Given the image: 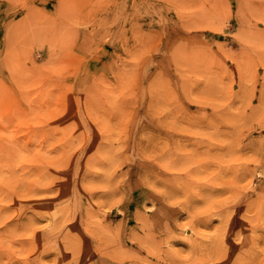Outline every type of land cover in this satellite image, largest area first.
I'll return each instance as SVG.
<instances>
[{
	"label": "rangeland",
	"instance_id": "374dc122",
	"mask_svg": "<svg viewBox=\"0 0 264 264\" xmlns=\"http://www.w3.org/2000/svg\"><path fill=\"white\" fill-rule=\"evenodd\" d=\"M0 264H264V0H0Z\"/></svg>",
	"mask_w": 264,
	"mask_h": 264
},
{
	"label": "bare ground",
	"instance_id": "6f19581e",
	"mask_svg": "<svg viewBox=\"0 0 264 264\" xmlns=\"http://www.w3.org/2000/svg\"><path fill=\"white\" fill-rule=\"evenodd\" d=\"M229 1V0H228ZM181 185V184H180ZM172 190V189H171ZM209 216V215H208ZM205 221V220H204ZM220 234V233H219ZM221 235V234H220Z\"/></svg>",
	"mask_w": 264,
	"mask_h": 264
}]
</instances>
